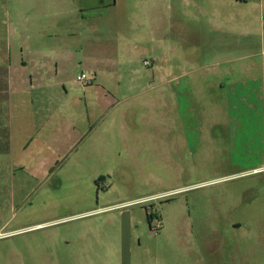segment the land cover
Returning a JSON list of instances; mask_svg holds the SVG:
<instances>
[{
	"label": "rangeland",
	"instance_id": "rangeland-1",
	"mask_svg": "<svg viewBox=\"0 0 264 264\" xmlns=\"http://www.w3.org/2000/svg\"><path fill=\"white\" fill-rule=\"evenodd\" d=\"M21 6L0 0V64L11 55V75L22 73L19 47L35 38ZM85 16L93 43L110 46L102 65L120 77L103 84L124 93L108 100L131 124L104 158L55 161L32 145L0 162V264H121L124 210L130 264H264V110L222 107L221 122L236 116L240 127L208 126L199 0H91ZM65 34L60 41L70 42ZM63 77L72 90L70 71Z\"/></svg>",
	"mask_w": 264,
	"mask_h": 264
},
{
	"label": "crops",
	"instance_id": "crops-1",
	"mask_svg": "<svg viewBox=\"0 0 264 264\" xmlns=\"http://www.w3.org/2000/svg\"><path fill=\"white\" fill-rule=\"evenodd\" d=\"M90 2L21 0L27 32L35 38L19 47L17 65L22 73L11 75V55L6 65L0 64V162L11 161L14 153L22 157L32 145L36 156L55 161L67 157L91 161L93 153L104 158L108 144L116 142L111 137L119 134L118 128L131 124L124 117L126 110L117 113L108 100L124 93L111 95L103 85L121 81L102 65L110 46L100 38L93 43L85 16ZM63 22L77 25L78 34L61 29ZM64 32L72 37L70 42L60 41ZM154 62L151 58L150 67ZM86 68L88 82L75 84L76 75L87 73ZM67 70L74 86L70 91L65 87L70 82L63 77ZM199 73V93L205 88L203 100L212 99L210 128L240 127L236 116L231 124L221 122L217 116L222 107L237 114L241 105L264 110V0H199ZM75 94V100H68ZM125 95L133 96L129 91ZM111 114L116 118L109 123Z\"/></svg>",
	"mask_w": 264,
	"mask_h": 264
},
{
	"label": "water",
	"instance_id": "water-1",
	"mask_svg": "<svg viewBox=\"0 0 264 264\" xmlns=\"http://www.w3.org/2000/svg\"><path fill=\"white\" fill-rule=\"evenodd\" d=\"M130 215L124 210L120 219V259L121 264H130Z\"/></svg>",
	"mask_w": 264,
	"mask_h": 264
},
{
	"label": "built area",
	"instance_id": "built-area-1",
	"mask_svg": "<svg viewBox=\"0 0 264 264\" xmlns=\"http://www.w3.org/2000/svg\"><path fill=\"white\" fill-rule=\"evenodd\" d=\"M144 65L145 66H148V62H144ZM88 75H87V73L86 72H81V73H79L78 75H76V77H75V79H74V82H75V84H77V85H79V86H82V85H84V84H86L87 82H88ZM159 224V223H158ZM156 228H158V226L156 227ZM158 230V229H157ZM156 230V231H157ZM155 231V232H156Z\"/></svg>",
	"mask_w": 264,
	"mask_h": 264
},
{
	"label": "trees",
	"instance_id": "trees-1",
	"mask_svg": "<svg viewBox=\"0 0 264 264\" xmlns=\"http://www.w3.org/2000/svg\"><path fill=\"white\" fill-rule=\"evenodd\" d=\"M235 1H240V0H235ZM151 218H152V216H151V215H149V214L147 213V219H148V222H150V221H151Z\"/></svg>",
	"mask_w": 264,
	"mask_h": 264
},
{
	"label": "flooded vegetation",
	"instance_id": "flooded-vegetation-1",
	"mask_svg": "<svg viewBox=\"0 0 264 264\" xmlns=\"http://www.w3.org/2000/svg\"><path fill=\"white\" fill-rule=\"evenodd\" d=\"M152 219V218H151Z\"/></svg>",
	"mask_w": 264,
	"mask_h": 264
}]
</instances>
